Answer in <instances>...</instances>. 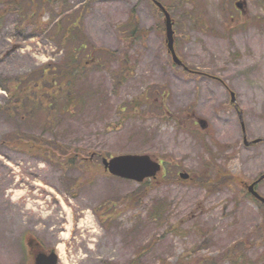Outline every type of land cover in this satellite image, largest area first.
Masks as SVG:
<instances>
[{
    "label": "rangeland",
    "instance_id": "obj_1",
    "mask_svg": "<svg viewBox=\"0 0 264 264\" xmlns=\"http://www.w3.org/2000/svg\"><path fill=\"white\" fill-rule=\"evenodd\" d=\"M69 24L90 45L62 115L40 78L65 61ZM245 136L264 140V0H0V264L23 263L26 234L59 264H264V205L246 190L264 141ZM121 155L162 171L113 177L102 160Z\"/></svg>",
    "mask_w": 264,
    "mask_h": 264
},
{
    "label": "water",
    "instance_id": "obj_2",
    "mask_svg": "<svg viewBox=\"0 0 264 264\" xmlns=\"http://www.w3.org/2000/svg\"><path fill=\"white\" fill-rule=\"evenodd\" d=\"M155 4L165 16V27L169 52L172 55L174 63L178 66H182L183 63L178 58L174 49V30L171 16L161 3L155 2ZM237 7L242 9V3H238ZM232 102H236L234 94H232ZM241 121L243 123L242 118ZM200 123L203 129L207 127V124L204 121H200ZM260 141L261 140H256L254 141V143L256 144ZM245 144L246 146H249L250 142L245 139ZM103 165L105 170L108 171L112 176L134 181L137 183H142L146 179L156 178L158 173L162 170L161 164L152 160V158L147 155H121L111 158L110 160L105 159L103 161ZM180 178L182 180H188L190 176L187 173H181ZM263 180L264 175L261 176L257 181L249 185L247 187V190L253 198L264 205V196H262L256 190V186ZM36 264H58V256L54 252H52L49 257L46 255H38L36 258Z\"/></svg>",
    "mask_w": 264,
    "mask_h": 264
},
{
    "label": "trees",
    "instance_id": "obj_3",
    "mask_svg": "<svg viewBox=\"0 0 264 264\" xmlns=\"http://www.w3.org/2000/svg\"><path fill=\"white\" fill-rule=\"evenodd\" d=\"M45 3H48L46 1ZM70 24L66 28L60 27V34L61 37L60 42L62 44V48L65 50V61L62 65H55L54 68L56 70H41L42 72L40 81L46 85L47 81L51 82L54 86L58 85V90L55 89V94H60V97H55L54 95H46L47 100L52 99V108H54L55 103L58 99L63 98V96L68 100L66 104H58L57 109L60 114L68 113L71 110V106L73 105V102L71 100V93L74 91V88L76 87V83L79 81V76L75 75V73H80V70H75V66H77L78 62L80 63L83 58V52H81L83 49L85 50L90 44H88L87 40L85 41L84 37L82 38V34H80L81 31H77L75 33V30H71L69 27ZM136 29V28H135ZM76 34V35H75ZM135 35V33H134ZM90 50V49H89ZM99 53V52H98ZM80 59V60H78ZM79 78V79H78ZM21 85V83H20ZM49 86V85H48ZM40 87V86H39ZM21 90V89H20ZM16 94V97L20 95ZM26 91V88H23V91ZM27 91L28 88H27ZM66 92V93H65ZM24 95V94H23ZM46 105L45 103H42ZM81 104L77 103L76 107H80ZM49 108V107H47ZM53 110V109H52ZM77 158V156H76Z\"/></svg>",
    "mask_w": 264,
    "mask_h": 264
},
{
    "label": "flooded vegetation",
    "instance_id": "obj_4",
    "mask_svg": "<svg viewBox=\"0 0 264 264\" xmlns=\"http://www.w3.org/2000/svg\"><path fill=\"white\" fill-rule=\"evenodd\" d=\"M52 247H46L38 238V236L26 234L22 238V251H23V263L24 253L28 264H36V258L38 255L50 256L53 252Z\"/></svg>",
    "mask_w": 264,
    "mask_h": 264
}]
</instances>
